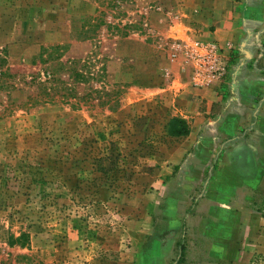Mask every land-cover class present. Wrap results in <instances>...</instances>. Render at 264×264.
Listing matches in <instances>:
<instances>
[{"label": "rangeland", "instance_id": "rangeland-1", "mask_svg": "<svg viewBox=\"0 0 264 264\" xmlns=\"http://www.w3.org/2000/svg\"><path fill=\"white\" fill-rule=\"evenodd\" d=\"M209 7L0 0V264H138L164 237L189 145L170 122L191 126L182 107L207 81L191 44L220 42ZM252 208L258 230L222 264H264V187Z\"/></svg>", "mask_w": 264, "mask_h": 264}, {"label": "crops", "instance_id": "crops-1", "mask_svg": "<svg viewBox=\"0 0 264 264\" xmlns=\"http://www.w3.org/2000/svg\"><path fill=\"white\" fill-rule=\"evenodd\" d=\"M212 1L222 8L218 16L207 9L204 27L213 30L205 34L233 47L229 73L196 87L197 99L182 107L192 121L165 199L168 232L138 264L228 263L258 230L252 205L264 187V0Z\"/></svg>", "mask_w": 264, "mask_h": 264}, {"label": "built area", "instance_id": "built-area-1", "mask_svg": "<svg viewBox=\"0 0 264 264\" xmlns=\"http://www.w3.org/2000/svg\"><path fill=\"white\" fill-rule=\"evenodd\" d=\"M191 47L196 63V77L199 81L202 79L210 81L213 78L223 80L227 77L233 47L218 41L203 42L200 39L194 41Z\"/></svg>", "mask_w": 264, "mask_h": 264}, {"label": "trees", "instance_id": "trees-1", "mask_svg": "<svg viewBox=\"0 0 264 264\" xmlns=\"http://www.w3.org/2000/svg\"><path fill=\"white\" fill-rule=\"evenodd\" d=\"M179 126V127H178ZM190 132V126L185 119L173 117L170 122L169 134L171 136L179 137L186 136Z\"/></svg>", "mask_w": 264, "mask_h": 264}]
</instances>
